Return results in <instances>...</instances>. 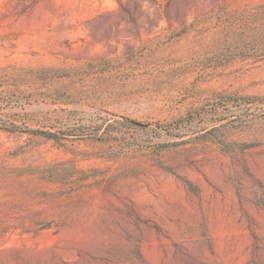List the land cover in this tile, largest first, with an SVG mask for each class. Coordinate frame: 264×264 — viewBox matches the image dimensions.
Returning a JSON list of instances; mask_svg holds the SVG:
<instances>
[{"label": "rangeland", "instance_id": "1", "mask_svg": "<svg viewBox=\"0 0 264 264\" xmlns=\"http://www.w3.org/2000/svg\"><path fill=\"white\" fill-rule=\"evenodd\" d=\"M0 264H264V0H0Z\"/></svg>", "mask_w": 264, "mask_h": 264}]
</instances>
